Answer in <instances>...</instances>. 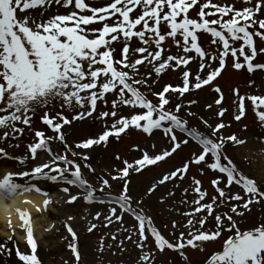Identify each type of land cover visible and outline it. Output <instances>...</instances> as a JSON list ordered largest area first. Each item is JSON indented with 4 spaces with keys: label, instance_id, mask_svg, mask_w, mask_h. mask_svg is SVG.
Masks as SVG:
<instances>
[{
    "label": "snow or ice",
    "instance_id": "6c2138e0",
    "mask_svg": "<svg viewBox=\"0 0 264 264\" xmlns=\"http://www.w3.org/2000/svg\"><path fill=\"white\" fill-rule=\"evenodd\" d=\"M53 5L65 11L50 15ZM262 58L264 0H0V141L5 142L0 146V160L20 165L36 162L31 171L3 175L0 195L12 201L24 193H40L36 184L17 181L29 177L75 186L80 193L70 195L68 203L82 195L94 204L97 193L108 190L110 198L99 202L111 207L106 214L97 212L93 220L103 216V227L116 222L122 226L128 214L136 223L117 229L109 243L101 237L95 249L99 256L90 264H157L158 254L163 261L166 251L177 253L182 264H192L190 251L205 252L207 244L222 240L221 250L207 264H264V220L252 228L243 227L254 207H264V175L245 174L229 153V148L248 141L228 132L231 124L222 118L229 109L219 84L230 60L236 72L254 75L264 74ZM170 74L175 83L160 86ZM202 90L216 94L206 105L208 110L215 109L207 119L192 110L199 106L198 100L185 102L187 96ZM231 91L237 107L235 121L245 118L250 101L264 128V93L242 95L239 87ZM37 115L44 129L32 128ZM193 118L206 131L192 126ZM211 119L219 122L210 123ZM25 128L34 141L26 145L27 155L14 156L8 149L20 147ZM134 133L149 139L130 148L138 156L116 155L120 167L112 172L98 173L92 167L91 152L123 144ZM158 138L166 146L155 143ZM190 142L192 156L182 166L161 172L145 193L150 197L172 182L173 187L158 197L165 203L177 190L181 192L179 204L186 208L178 214L184 219L172 221L170 239L148 214L144 200L132 191L131 176L160 167ZM194 165L200 176L207 171L215 174L210 181L214 194L201 179L189 175ZM84 169L95 176H86ZM113 182L123 184L116 195H112ZM234 186L239 191L234 192ZM62 191L70 189L66 186ZM51 202L45 199L43 208L37 210H46ZM176 208V203L170 205L171 211ZM14 212L30 248L24 252L18 243L14 245L19 262L42 264L32 215L21 208ZM6 219L11 231L8 242H12L17 227L11 212ZM65 226L72 237L68 247L75 264H81L77 232L71 223ZM99 227L90 223L87 231ZM120 231L126 236L118 240ZM125 240L139 250L136 259L107 260L104 254L114 245L119 251L112 256L128 252ZM12 251L7 242L0 244V255L11 257Z\"/></svg>",
    "mask_w": 264,
    "mask_h": 264
},
{
    "label": "rangeland",
    "instance_id": "374dc122",
    "mask_svg": "<svg viewBox=\"0 0 264 264\" xmlns=\"http://www.w3.org/2000/svg\"><path fill=\"white\" fill-rule=\"evenodd\" d=\"M57 11L63 13L65 10L53 5L49 14H54ZM194 15L195 13L193 12V16ZM207 40L208 37H204L205 43H207ZM173 51H175L174 48ZM261 62H264V58L261 59ZM252 80H255V84H251ZM166 82L175 83L174 74H170L162 79L160 81V86H163ZM219 84L225 93L224 106L229 109L225 117L222 118L231 124V129H229L228 132L234 133L239 138L246 139L248 141L245 145L229 148V153L235 158V162L238 164L240 169L245 172V174L250 176L264 175V142H261V139H258V137L264 138V128L260 126L250 101L246 104L247 114L245 118L239 122L235 121L234 115L236 114L237 107L234 103L235 97L231 91V89L239 87L242 95H259L264 93V74L258 72L254 75H249L246 72H236L231 68L230 60L229 68L226 69V73L222 75ZM215 96L216 94L210 92L209 90H202L199 93L187 96L185 98V102L192 99L198 100L199 106L194 105L192 110L207 119L213 114L215 109L208 110L206 105L208 103H212ZM209 122L215 124L218 123L219 120L211 119ZM191 123L192 126L199 127L201 131H206L198 119L193 118ZM245 125L247 126L246 130ZM32 128H45L40 121L39 115L34 117ZM96 130H99V126H97ZM49 134L51 133L49 132ZM33 141L34 135L31 134L27 128H25L24 135L19 137L18 142L20 147L18 149L9 148L8 151L14 156L27 155L26 145ZM15 142L16 141H13V143ZM148 142L149 139L146 136L134 133L133 136L127 139L123 144L113 145L109 149L98 148L91 152L92 159L90 163L92 167L97 169L98 173L104 171L112 172L116 167H120L119 162L115 160L116 155H120L122 158H130L133 155L138 156L139 154L131 152L130 148L134 147L138 143L145 144ZM155 143L161 147L166 146V141L163 138H158ZM0 146H5V142L0 141ZM192 151V143L190 142L189 146H185L178 152V154H176L168 162L163 163L160 167L153 166L151 169H146L143 173L133 174L131 176L132 184L130 187L132 191L136 196H139L144 200V205L148 214L154 218L157 227H159L161 231L170 239H173V237L169 236L172 221L184 219L178 214L182 209L186 208L185 205L179 204V201L183 198L181 192L177 190L176 196L173 199H169L165 203H160L158 197H160L161 193L166 192L167 188L173 187L172 182H169L166 186L158 188L157 191L150 197L146 196L145 193L150 184L155 183V181L160 178L161 172L166 173L169 169H172L173 166H182V164L192 156ZM46 158V156L43 157V159ZM35 163L36 162H29L25 165H20L17 161L7 159L0 160V178H2L4 173L8 171H12L14 173L23 170L31 171V169L35 166ZM84 172L85 175L90 178L95 176V174L89 173L88 169H84ZM113 174L115 173L113 172ZM189 175L197 176V178L202 180L204 188L207 189L210 194L215 193V189L210 183V181L215 178V174L211 171H207L206 175L200 176L198 168L194 165L190 169ZM17 181L20 183H28L30 181L31 183L36 184L42 190L40 193L43 194L44 192H47V197H49L52 201L43 213L42 221L40 224H37L36 229L38 230H35V235L39 244L38 255L42 260V264H65V261H68L69 264H75L73 254L68 247L72 237L67 232V228L65 226L66 223H71L74 230L77 232L83 256L81 264H90V262L98 258L99 254L95 252V249L101 237H105L106 243H109L111 242V234L116 232L117 229L121 227L131 228L136 223L128 214H125L122 226L120 222H116L109 227H103V216H101L100 221L93 220V217L97 212L106 214L108 208L111 207V205L99 202L100 200L107 201L110 198V196L106 194L108 190H106V193L98 192L97 197L100 199H98L94 204L87 203L83 199L82 195L75 203H68L67 201L69 200L70 195H77L80 193V190L75 186L66 185L63 182L57 184L51 181L34 180L31 177L23 179L17 178ZM93 182L95 186L99 187L100 181L98 179L93 180ZM66 186L70 189L69 193H64L62 191V188ZM122 188V183L113 182L112 195L120 193ZM233 191H239L238 186H234ZM53 194H56L57 197L53 198ZM55 199L59 202H55ZM187 199L191 200L192 196L189 195ZM173 203H176L177 205L175 212L170 210V205ZM40 216L41 215L35 217V219L40 218ZM70 216L75 217V219L69 220L68 218ZM260 220H264V207H254L253 212L247 216V222L243 225V227L245 229L252 228L256 226ZM90 223L101 224V227L89 233L87 231V227ZM165 225H167V228H165ZM209 227L214 228V222H210ZM37 232H40L39 238L37 236ZM176 235L179 236V232H177ZM9 236H11L10 229H6L0 225V244L7 242L8 247L13 250L11 257H8L6 254L0 255V264H21L15 254L14 245L18 243L22 251H30V248L25 240V233L21 229H17L16 236L13 238L12 242H8ZM125 236L126 233L120 231L118 234V240L124 239ZM65 237H67V239H65ZM222 244L223 240L218 243H209L206 245L207 250L205 252H200L198 250L190 251L192 264H207L209 256L214 254L216 251H220ZM125 246L127 247L128 252H126L123 256H112V252L119 251V249L114 245L112 250L107 251L106 254H104L106 259L111 261L127 260L129 262L135 260L136 254L139 250L127 240H125ZM157 264H182V261L177 253L166 251V253L163 254V261H161L160 254H158Z\"/></svg>",
    "mask_w": 264,
    "mask_h": 264
},
{
    "label": "bare ground",
    "instance_id": "6f19581e",
    "mask_svg": "<svg viewBox=\"0 0 264 264\" xmlns=\"http://www.w3.org/2000/svg\"><path fill=\"white\" fill-rule=\"evenodd\" d=\"M6 173L7 172H5L4 175ZM52 197L56 198L57 195L53 194ZM45 199H49V197L35 191L24 193L23 195L16 197L15 200L12 201H8L2 195H0V225H2L6 229L9 228L7 224L6 214L7 212H11L14 224L16 225L17 229H20L21 221L18 215L14 212V209L21 208L30 212L34 220L35 230H38L36 229L37 224H40V222L42 221L43 213L45 212V210L38 211L37 208H43V202ZM26 200H31L32 203H25ZM54 201L59 202L57 199H55ZM39 215H41L42 217L40 216V218L35 219V217ZM37 236L38 238L40 237V232H37Z\"/></svg>",
    "mask_w": 264,
    "mask_h": 264
}]
</instances>
